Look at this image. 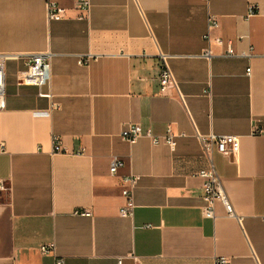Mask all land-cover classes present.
Returning <instances> with one entry per match:
<instances>
[{
  "label": "crops",
  "instance_id": "1",
  "mask_svg": "<svg viewBox=\"0 0 264 264\" xmlns=\"http://www.w3.org/2000/svg\"><path fill=\"white\" fill-rule=\"evenodd\" d=\"M47 1L0 0V53H51L53 94L18 86L24 60L7 61L0 264H264V0H89L87 11L50 0L65 9L57 21ZM211 16L212 39L235 57L205 39ZM160 52L173 56L178 90L160 92ZM129 124L143 134L134 144L121 136ZM169 130L175 150L147 135ZM210 134L239 138L236 155L212 152L237 217L220 203L203 215L199 135ZM114 158L123 166L112 175ZM129 176L139 179L124 217Z\"/></svg>",
  "mask_w": 264,
  "mask_h": 264
},
{
  "label": "built area",
  "instance_id": "2",
  "mask_svg": "<svg viewBox=\"0 0 264 264\" xmlns=\"http://www.w3.org/2000/svg\"><path fill=\"white\" fill-rule=\"evenodd\" d=\"M90 7L89 0H80L79 8L83 11H87ZM48 16L51 20H61L64 16L65 9L58 6L56 3L48 0L47 1ZM255 8L252 7L249 14H254ZM209 31L205 35L207 41L214 40L217 45L224 48V52L221 56L223 57H235L236 51L233 44L230 41H224L221 38L212 39L211 31L219 28V22L211 16L209 18ZM214 54L212 50L208 48L202 54L203 58L210 60ZM159 57L162 62V67L159 74V84L160 92L166 93L170 88H176L177 82L170 65V60L173 56L165 54L163 52L159 53ZM10 58L22 59L24 60L25 68L17 72L16 82L18 86H35L39 89V96L53 99L52 92H44L43 88L47 86L50 82L51 73V59L52 54L46 53H35V54H22V55H12L0 53V112L4 111L7 107L6 105V64ZM94 58L93 55L87 57L79 58V64H88ZM247 74H251V68L247 69ZM181 96V94H180ZM58 106V104L53 103V107ZM264 133V131L262 132ZM142 131L139 124H129L121 133V136L127 142L134 144L141 136ZM147 135L156 144L159 142H165L170 146L172 150L176 147L175 135L169 130V133L164 137H158L151 135L150 132ZM199 139L202 145L203 153L210 162V166L206 169L198 172V176L203 178V201L204 205L202 207L203 215L206 218H215V207L218 203L222 204L228 216L237 217L233 204L231 203L228 195L226 194L222 182L215 170L212 161V152L216 147L217 150L224 155L234 156L239 151V138L233 135H214L210 134L207 136L199 135ZM55 140V151H62V144L57 139ZM123 166V163L114 158L110 165V172L115 175L119 168ZM138 176H129L124 179L127 186L123 189V195L126 198V204L121 208L120 214L124 217L132 216L134 209V202L132 197V188L137 184ZM5 189L3 183L0 184V194ZM83 216H91L90 212H81ZM240 220V219H239ZM55 250L54 244H45L40 247L42 254L47 255ZM230 260L227 257H217L215 259V264H229ZM62 259L57 261V264H63ZM118 264H122V260L118 261Z\"/></svg>",
  "mask_w": 264,
  "mask_h": 264
}]
</instances>
